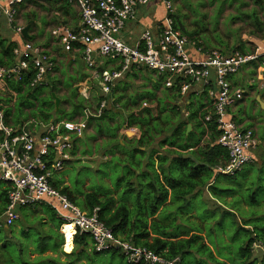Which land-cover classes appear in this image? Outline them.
<instances>
[{"label": "built area", "instance_id": "obj_1", "mask_svg": "<svg viewBox=\"0 0 264 264\" xmlns=\"http://www.w3.org/2000/svg\"><path fill=\"white\" fill-rule=\"evenodd\" d=\"M23 1L14 0L0 9V18L4 15L20 36H23L25 26L17 24L18 12L14 5ZM67 1L79 7L80 23L75 28L59 24L51 30V36L59 40L66 54L82 55L105 96L110 95L116 82L133 68H145L162 77L164 86L176 89L182 97L189 96L194 90L196 94L207 91L213 104L205 111V122L216 125L217 143L229 153L227 166L220 167L218 172L234 175L254 161L259 140L253 130L244 129L231 116L232 109L245 97L241 88L232 85L231 78L251 63H258L264 71V45L257 46L250 53L205 52L200 41L188 38L176 28L171 17L172 3L163 0L170 16L164 20L159 39L155 40L152 32L146 31L142 36V47L130 46L123 41L121 34L127 23L136 19L138 8L147 6L151 0ZM13 53L15 64L0 67V97L7 91L9 82L21 80L24 73L33 69L31 84L34 87L47 83L48 75L55 69L50 54L32 42L25 41ZM100 58L117 59L121 68L100 73ZM84 97L88 99L86 94ZM108 106L109 102L103 101L95 111L87 109L85 115L100 118ZM1 107L5 108L0 101V183L7 189V205L0 219L6 226H14L19 221L22 208L38 207L44 202L52 205L53 202L65 223L62 225L65 238V228L72 226V240L78 232L90 234L97 252L116 249L133 264H180V258L166 260L147 248L116 237L113 230L100 220L99 208L91 214L84 212L66 194L53 187L54 176L73 159L74 137H82L84 122L45 124L32 121V129L28 128L29 124L14 129L5 124ZM128 132L140 136L137 128H128Z\"/></svg>", "mask_w": 264, "mask_h": 264}, {"label": "trees", "instance_id": "obj_2", "mask_svg": "<svg viewBox=\"0 0 264 264\" xmlns=\"http://www.w3.org/2000/svg\"><path fill=\"white\" fill-rule=\"evenodd\" d=\"M39 1L40 0H37L34 3L39 5ZM46 1H53V3L57 4L58 10H62L65 5L71 4L67 0ZM258 2L261 1L258 0ZM30 23L31 22L28 21V25H30L31 29L33 25ZM28 39L25 40L28 41ZM16 47L17 45L14 43L8 44L7 41L0 40V67H11L15 64L16 59L13 51ZM111 59L112 58H110V60L108 59L106 65L112 63ZM52 63L55 64L53 60ZM114 68L119 70L121 67L115 65ZM104 71L105 69L103 67H99L100 73ZM33 77L34 71L32 69L31 71L24 73L21 80L10 81L7 91L2 94V97H0L2 103L5 100V103H3L5 108L1 107V109L4 110V122L11 128L17 129L25 123L21 122L18 117L14 116L17 113H20L22 116L27 114L29 120L39 121L45 124L51 123L52 121L48 115L50 116V114L56 110V106L51 94L55 92L57 93L59 88H57L55 82H50L51 80L49 77L47 83L33 87L31 84ZM158 78L159 79L154 83L156 90H159L161 85H164V79L162 77ZM82 79L83 77L76 78V82H78V80L81 81ZM126 88V86L113 88L111 92V97L113 96L114 98L112 105L115 108L117 105L123 103L128 109L130 106L132 107V111L127 114V127L137 128L140 131V138L136 141L134 148L128 152L131 155L132 162L128 167V173L125 174L127 177L125 176L123 179L128 181H130L132 177H139L141 179L136 186L141 189L136 196L137 205L141 204L140 206L144 210L145 208H148L150 204L152 207V213H149L148 215L144 212L143 215H141L143 219H139L138 217L132 218V211L128 208V205L117 204L114 198H102L94 192H89L84 195L83 199L78 200L74 192L68 187H63V185L56 187L54 184L53 187L60 190L61 193L66 194L68 198L84 212L91 214L95 208H99L100 211L98 214L100 220L108 228L113 230L116 237L131 242L135 246L147 248L166 260L180 258V264H183V260L188 255L198 253L205 256V259L200 262L201 264H264V255L259 258L255 256V246L262 244L264 247V213H261L262 216L258 213L251 214L252 222L253 218L257 219V221L253 222L251 225L240 222L242 226L239 227L241 231H237L236 235L238 240L236 242L242 245L238 251H236L235 248V251L230 248L234 246L233 244L235 243L234 239L232 238L231 240L227 235V229L224 230L221 228L220 237L224 239V243L227 238V244H229L230 247L225 248L220 243H213L218 250H214L212 244H210V241H214L216 236L214 231L211 230L208 233V228L206 227L204 228L207 230V236L209 237L208 244L205 243L207 242L205 236L199 234L197 231L189 230L187 234H181L179 236H170L165 230L161 231L162 228H165V225L158 221V217L167 207L174 205V200L181 202L186 199H191L195 192H202L205 197L206 193L213 190L218 178L224 177L227 179H234L240 174L244 167L234 175H226L218 172L220 167L225 168L227 166L229 153L217 143L219 133L216 130V125L214 123L205 122L206 107L210 109L212 106L210 105L211 103L208 105L200 104L197 109H194L193 112L191 111L192 115L188 117L179 104H177L181 100L180 93L176 89H168L165 87V92L163 90L164 96L162 97L157 96L155 93H151L150 96L144 97L143 103L147 101L150 105L153 104L154 108L146 107L147 109L140 116L138 115V112L143 108V103L140 105L136 100L130 101V98L128 99L125 95ZM46 89L51 91V94H49L50 96L45 94L44 90ZM72 95H76L74 90ZM194 97L195 96L192 98ZM50 98L53 103H49L48 100ZM81 98L82 101L85 102L84 98ZM106 100L107 97L102 96L96 109H98L101 103ZM129 101L132 103L131 105H128L130 103ZM72 105L73 108L82 109L83 112L87 109L90 110L87 106L81 103H73ZM59 110L60 108L56 111ZM103 113L105 115L108 114L107 108ZM92 119L96 118L92 117ZM193 121L196 122L197 130L201 132L200 139L197 138L194 132L187 133L188 125ZM205 127L210 131V140L203 141V137L207 133ZM117 147L119 149V155L126 158L128 154L121 151L119 146ZM74 152L75 144L72 151L73 159L75 157ZM137 158H142L143 162H139ZM252 163L253 162L249 164ZM118 182L119 184L117 183V185H120L123 181L120 180ZM223 187L227 186L224 185ZM126 190L125 194H133L134 185L132 183L128 184ZM231 191L232 190L228 188L222 189V192H224L226 196L230 194ZM231 195L233 197L225 196L223 198L222 202L224 204L223 206H220V210L210 205L212 208V210L210 208V211L213 214H210L208 210L207 214L211 219L219 217L218 220H221L223 224L226 220L227 213L237 219L236 213L227 208V206L230 205L234 197L240 198V195ZM207 199H210L208 201L214 203H217L218 200L211 198L209 195L207 196ZM253 202L254 206L258 205V208L262 205L257 203L255 197L253 198ZM115 205L117 206L115 207ZM5 208L2 210L0 209V217ZM23 209L24 208L21 210ZM179 209L181 211L183 207L181 206ZM49 210L53 212L54 217L57 216L54 211L51 209ZM185 216L190 220L194 219L190 212ZM196 219L201 221V224L204 226L210 220L209 218L201 219L199 216ZM243 220L246 222L250 221V219ZM64 224L65 223L62 220L59 221V226ZM0 225L3 224L1 223ZM3 228L5 235L4 238L0 240V245L9 235L15 233L13 230L14 226ZM241 232H243V235ZM246 233L249 234V238L245 243H242L241 239L246 237ZM73 244V251L65 254L68 258L66 264H119L120 262L123 264H133L130 263L126 256L119 250L114 249L106 252H97L93 238L90 234L78 232L74 236ZM14 249V244L0 246V259L6 260L3 256L4 254L7 255V258L9 259L6 264H29L22 252L15 258V256L12 255ZM35 264L60 263L55 259H39Z\"/></svg>", "mask_w": 264, "mask_h": 264}, {"label": "rangeland", "instance_id": "obj_3", "mask_svg": "<svg viewBox=\"0 0 264 264\" xmlns=\"http://www.w3.org/2000/svg\"><path fill=\"white\" fill-rule=\"evenodd\" d=\"M173 8L177 10L178 17L175 18L176 26L181 30V32L184 35L187 36H199L204 40H209L210 35L209 33H218L219 28L221 27V24L224 26L222 27L223 30H230L232 22L236 21V24L238 25L237 31H231L233 34V37H238L240 34H246L250 36V33L255 32L254 26L256 25V20H259V18L263 21L264 20V0H260L261 2H258V0H180L178 1L180 3V6L176 5V0H170ZM216 1L219 5L215 8H213V3ZM226 4V5H225ZM227 6V7H226ZM36 16L29 14L28 17L24 15V23L27 21L26 24H28V21L34 22L39 21V27L34 25L33 30H36L38 32L37 36L41 39V41L37 42L35 37H32V40H34L32 43L36 46H39L43 43H45L47 46L51 42L52 39L51 34L47 32L48 28L56 27L58 26L59 19L57 16H51L46 15L45 11H43V8L41 7L39 10H36ZM49 17L48 21L47 18ZM6 19L5 23L8 22L7 18L3 15L1 16L0 20ZM52 20V21H50ZM23 23V24H24ZM67 24V22H64ZM18 24V23H17ZM69 25V24H67ZM70 26V25H69ZM74 27V26H70ZM240 40V39H239ZM52 46L61 53L63 50L60 49V46L56 44H52ZM50 54V53H48ZM68 55V54H67ZM54 66L57 68V71L59 74L57 75V80H62L63 82H66V87L60 88V92L58 94L55 92L56 96L60 95L63 99L64 104H60L61 108L59 111L54 110L53 113L48 115L49 118H51V122H57V121H74L76 116L78 114H83L82 109H75L71 107L69 111L64 110L63 108H66L67 104L72 105L74 104H83L87 106L88 108L96 110L98 102H100V98L107 97V102H109V106H112V101L114 98L111 97V94L108 96H105L101 90V87L99 83L95 80H88L86 79L83 83H77L75 75V70H70V64L71 59L69 57H65L62 61H58L56 59ZM112 63H118L117 60L111 59ZM107 71V70H105ZM253 72H248L247 76L249 78L252 76ZM49 77V76H48ZM153 73H143L141 76H138V78H131V77H125L123 80L118 81L115 85V87L119 86H129V89L133 92L131 93L132 101L141 98L140 105L143 103L144 97H148V94H151L154 92L153 86L151 81L154 80ZM156 79V78H155ZM49 81V78L47 79ZM61 81V82H62ZM56 84L58 82L54 81ZM89 84H93L90 85ZM70 86V87H67ZM114 87V88H115ZM247 89V94L250 93V89ZM76 93V95H72V92ZM163 90L165 92L164 85H161V88L159 90H155L154 93H158V96H163ZM45 94H51L50 90L46 89L44 90ZM44 96L46 97V95ZM53 94V93H52ZM51 94V95H52ZM84 94L88 96V99L84 97ZM144 94V95H142ZM126 95V93H125ZM50 96V95H49ZM2 97V96H1ZM84 98L85 102L82 101V98ZM59 98V97H58ZM188 98V97H187ZM10 99V98H7ZM6 99V101H7ZM150 100V99H149ZM49 103H53L52 99L50 98ZM186 101V100H185ZM184 101V102H185ZM264 102V100H262ZM5 103V100L3 101ZM125 103V102H124ZM144 104V103H143ZM146 104L148 106L153 107V104H149L146 101ZM179 104V103H177ZM182 104V103H181ZM179 106L181 108H184V103ZM246 105L247 107L240 106L238 112H237V118L236 122L239 124V120H241L240 116L242 112L247 115V117L251 120L246 119V121H249L246 123V127L244 129H252L255 125V120L258 118L260 121H264V108L262 109L261 105H257L254 102V99L250 96L246 98ZM73 106V105H72ZM108 106V107H109ZM144 106V105H143ZM124 107L126 105L120 104L117 105V107H113L111 111L112 115H116L117 117H121L122 120H124ZM127 110V109H126ZM80 112V113H79ZM85 115V113L83 114ZM15 117H18L21 122H25V124L29 123V116L27 114H24L23 116L20 113H17L14 115ZM86 122H89L90 125H95L96 127H101L100 121L96 120H90L86 119ZM106 128L107 124H103ZM31 126H29V129ZM109 131V129H105ZM198 139L201 138V132L199 131ZM260 139L262 140L261 143L259 142V147L256 150V155H254V161L252 164H249L245 166L240 174L237 175L234 179H227L224 177H220L217 179L216 185L214 186L213 190L206 193L205 197L203 196L202 192H195V194L192 196L191 199H186L184 201L178 202L177 200H174V205L167 207L162 213H160V216L158 217V221L165 225V228H162L161 231H166V233L170 236H179L181 234H187L189 230L197 231L199 234H203L205 236V239L207 240V243L209 242V237L207 236V230L204 228H208V233L213 230L214 234L216 235L214 238V241H210V244H212V247L214 250H216V246L213 244L220 243L223 247L229 248L230 245L228 243V239H225V243L223 242L224 239L220 237V230H228V236L232 240L234 239V246L230 247L233 251H238L240 246L242 244H238L236 241L237 238V231L240 230V222L247 223L248 225H251L253 222H256L257 219L253 218L252 222V215L253 213H258L260 216H262L261 213H264V135L262 132H260ZM74 142L77 144V148L79 149V145H82L80 143V140L76 137H74ZM80 143V144H79ZM85 151H82V154H88L93 155V149L91 146L83 144ZM119 146L121 151L127 153V157L124 156L115 155V151L113 150V147ZM128 146L122 147L120 144H118L117 141L113 140L111 142H107L104 144V146L96 145V158L94 159H88L86 157L80 156L79 158H74L70 163L66 164L64 167V170L60 172L59 174L55 175L52 182L56 187H60L63 185V187H68L70 190H72L78 200H81L84 198V195L89 192H94L97 195H99L102 198L105 197H111L114 198L117 204H125L128 205V208L132 211V218L138 217L139 219H143L141 215L143 213H152V207L149 204L148 208H145L144 210L141 208V204L137 205V194H139L138 191L141 189L139 187H136L138 183L141 181L139 177H132L130 181L123 179L125 177L126 173H128L129 165L132 162V158L130 153H128ZM102 153L104 154L102 156ZM139 162H143L142 158H137ZM85 164H88L89 166H86ZM127 166V167H126ZM127 177V176H126ZM245 178V179H243ZM122 180L123 182L120 185L118 181ZM134 185V193L133 194H125L126 189L128 188V184ZM227 187H223L224 185ZM249 185V186H247ZM5 187L4 184L0 183V188ZM228 188L231 189V193L226 196L224 192H222V189ZM239 190V191H237ZM213 199H218L217 203L210 202L207 199L208 195ZM231 194H238L239 197H234L233 201L230 203V205L227 206L230 210H233L237 215L236 217H232L227 213V217L225 222L222 224L221 220H218L219 217H216L214 219H211L209 215L207 214V210L210 214H213L210 211L211 206L220 210L223 206V198L226 197H233ZM256 198L257 203L262 204L254 206L253 198ZM246 204V205H244ZM211 205V206H210ZM117 205H115L116 207ZM183 207V209L180 211L179 207ZM30 208V207H29ZM29 209L24 208L22 211H20V214L24 216L26 212ZM194 210V211H193ZM197 210V211H196ZM212 210V208H211ZM190 212L191 216H193V220L188 219L185 215ZM260 212V213H259ZM201 219L209 218L210 220L205 224H201V221L197 220V216ZM219 213V212H218ZM220 214V213H219ZM243 219L247 220L250 219L249 222L244 221ZM21 218L19 219V221ZM264 220V218H263ZM17 221L15 225L18 226ZM150 221V220H149ZM5 225H0V240L4 238L5 232L4 227ZM222 228V229H221ZM243 235V232H241ZM65 238V237H64ZM249 238V234L246 233V237L241 239L242 243H245L247 239ZM10 241H13L14 238L11 237V235L8 236V239ZM74 240V239H73ZM73 240H68L66 238V245L64 246V252L69 253L73 250L74 244ZM9 241V242H10ZM235 248V250H234ZM218 250V249H217ZM259 251V252H257ZM262 252V253H261ZM264 255V247L261 245H256V257H262ZM3 256L6 258L5 264L8 262L7 255ZM184 259V258H183ZM205 259V256H202L201 254L194 253L191 255H188L184 260L183 264H201L200 262ZM104 264V263H99ZM118 264V263H117ZM123 264V263H119Z\"/></svg>", "mask_w": 264, "mask_h": 264}, {"label": "crops", "instance_id": "obj_4", "mask_svg": "<svg viewBox=\"0 0 264 264\" xmlns=\"http://www.w3.org/2000/svg\"><path fill=\"white\" fill-rule=\"evenodd\" d=\"M14 0H0V9L5 8L6 6L10 5ZM37 0H24L21 4L19 5H14V8L17 9V23L18 25L22 26H27L28 24L27 21L24 23V15L28 16L29 14L36 16V10H39L41 7L43 8V11H45L46 15L51 16H57L59 19V23L67 22L70 26L77 27L80 23V9L75 3H71L68 5L64 6V9L58 10L57 9V4L53 3V1H46V0H40L39 5H36L34 2ZM179 0H176V5L180 6V3L178 2ZM171 2V1H170ZM61 5V4H59ZM219 4L216 3V1L213 3V8L217 7ZM226 5V4H225ZM173 7V5H172ZM227 7V6H226ZM167 16H170L168 13L167 9L164 6L163 0H151V2L144 7L138 8L137 11V17L135 20L130 21L127 23L126 27L124 28L121 37L124 42H126L130 46H140L142 47V36L146 31L152 32L153 37L155 40H158L160 37V34L163 29L164 25V20ZM48 18L47 16H45ZM171 17L174 19V23L176 26V21L175 18L178 17L177 10L173 8V12ZM6 19L0 20V40H5L10 43H14L17 46H21L26 40L28 39L29 42H33L32 37L36 38V41L39 42L41 39L39 36H37L38 32L36 30H33L34 25L39 27V21H32L30 24H32V28L29 31V37L24 38L23 36L18 35L14 31V26H11L8 22H6ZM52 21V20H50ZM256 25L254 26L255 32L250 33V36L246 34H240L238 37H233V34L231 31H237L238 25L235 22H232L231 24V29L226 31L223 30L222 27L224 26L221 24V27L219 28L218 33H212L210 32V39L209 40H204L199 36H187L188 38L196 41H200L202 46L205 49V52H210V51H217L221 52L224 54H229L234 51H240L243 53H250L255 50L257 46H262L264 45V20L262 21L260 18L259 20H256ZM24 23V24H23ZM66 24V23H63ZM55 27V26H54ZM54 27H50L47 29V32L51 34V30ZM177 27V26H176ZM178 28V27H177ZM179 29V28H178ZM180 30V29H179ZM181 31V30H180ZM52 37V36H51ZM240 39V40H239ZM53 43L46 44L43 43L39 46L44 48L48 53H50V56L53 59H56L58 61H62L65 59V57H69L71 59L70 64V70H75V75L77 78L83 77V79L80 81L78 80L77 83H83L88 80H94L92 78V69L89 68V66L84 62L82 59V55L80 53H71V54H66L65 52H59L55 46L53 47L52 44H56L60 46V49L62 50V46L59 42L58 39L52 37L50 40ZM191 51L194 53L195 50L191 49ZM199 58H202L201 56ZM110 60V58H108ZM107 58H100L98 65L99 67H103L105 70H110L115 69V65L119 64L118 63H111L107 64L106 62L108 61ZM113 59V58H112ZM56 62L55 60H53ZM153 73L151 71L146 70L145 68H133L129 73L124 75L121 79L118 81L123 80L125 77H131V78H138V76H141L143 73ZM248 72H253L252 76L249 78L247 76ZM59 72L57 71V68L55 67V70L52 72V74L49 75L50 82H58L57 84V94L60 92V88L66 87V82H62L60 80H57V75ZM80 74V75H79ZM154 80L151 81L154 92H155V86L154 83L159 79L158 76H156L153 73ZM117 81V82H118ZM48 82V81H47ZM116 82V83H117ZM232 85L236 88H241L245 92V97L242 101H240L231 111V116L235 119L237 118V112L242 105V107H247L246 105V98L252 97L254 99V102L257 105H261L258 103L257 99L260 96V93L262 91V88L264 86V75H262V70L260 66L257 63H251L248 65H245L235 76L231 78ZM90 87L93 84H89ZM126 88V96L130 101H132V94L133 93L130 89L129 86L125 85ZM115 87V86H114ZM116 88V87H115ZM250 89V93L247 94V89ZM153 92V93H154ZM15 94V93H14ZM156 94V93H155ZM144 95V94H142ZM158 96V93L156 94ZM150 96V94H148ZM164 96V95H163ZM195 96L194 98H192ZM60 99V104L63 103V98L58 95ZM162 97V96H161ZM188 97V98H187ZM187 97H182L181 100L178 102L179 104H183L184 108H182L183 112L187 114L186 116L192 115L191 113L194 111V109H197L200 104H213V101L207 91H205L203 94H196L195 90ZM113 98V96H112ZM191 98V100H190ZM141 98L136 99L138 104H140ZM114 100V99H113ZM111 100V101H113ZM186 100V101H185ZM264 100V95L261 96V101ZM129 101V102H130ZM185 101V102H184ZM112 104V103H111ZM132 103L130 102L128 105H131ZM146 102L143 104L145 105ZM181 104V105H182ZM262 104L264 102L262 101ZM113 106V105H112ZM148 106V105H147ZM262 109L264 108L263 105ZM66 108H63L64 110L69 111L72 107V105L67 104ZM113 107H108V114L105 115L103 113V118L102 119H92V117L87 118L86 115L83 114H78L75 118L74 121H66V122H71V123H80L84 122L85 127H84V133L82 137L79 139L80 143L89 145L93 149V155H88V154H82V151H85L84 146L79 145V149L77 148V144H75V157L74 158H79L80 156L86 157L88 159H94L96 158V145L104 146L105 143L111 142L113 140L117 141L121 146H128L129 151H131L134 146L136 145V141L140 138V136L136 134H132L131 132H128V127H127V114L132 111V107L126 108L124 107V120L119 116L117 117L116 115H112L111 111ZM144 108V106H143ZM141 108V109H143ZM147 108H154L151 106H148ZM208 108V107H206ZM60 109L61 105H60ZM90 109V108H89ZM93 109V107H91ZM90 109V110H91ZM127 109V110H126ZM140 109V110H141ZM139 110V111H140ZM28 111V110H27ZM192 111V112H191ZM29 112V111H28ZM246 119L251 120L247 117L246 114L242 112L239 120V125L241 127H246V123L249 121H246ZM86 119L90 120H96L100 121L101 127H96L95 125H90L89 122H86ZM34 120L29 121V126H31L30 129H32L31 122ZM60 122V121H58ZM64 122V121H63ZM104 123L107 124V127L104 128L105 126L103 125ZM189 125L192 126V129L189 133L194 132L198 138L199 130L196 128V122L193 121L189 123ZM26 126V124L24 125ZM22 127V126H21ZM20 128V127H19ZM109 129V131L105 130ZM206 129V127H205ZM258 137L259 142L261 143L260 139V132L264 135V121L259 120L258 118L255 120V125L254 128H252ZM207 133L203 137L204 140H210V131L206 129ZM70 134L72 132L69 131ZM77 138V137H76ZM79 143V144H80ZM260 145V144H259ZM259 147V146H258ZM113 150L116 151V156L119 155V149L118 147H113ZM256 152V151H255ZM254 152V155L256 153ZM104 154L102 153V156ZM7 202V190L6 186L0 188V209L2 210L5 208ZM29 209L24 216L21 215V220L17 223V225L14 226V234L11 235L12 238H14L13 241L5 239L1 243L0 246H8V244H14L15 249L13 252V256L15 258L18 256L19 253H24L26 261L29 264H35L37 260L39 259H55L58 263L66 264L67 261V256L65 254H68L64 252V246L66 245V238H64V229L62 226H59V221L62 220L60 216V211L58 206L52 202V205L50 202H44L43 204L39 205L38 207L34 208H27ZM49 209L54 211L57 216H53V212H51ZM22 211V210H21ZM5 225L4 223H2ZM4 227H7L6 225ZM54 240V241H53ZM10 241V242H9ZM73 251V250H72ZM71 251V252H72ZM70 253V252H69ZM6 260L0 259V264H4Z\"/></svg>", "mask_w": 264, "mask_h": 264}, {"label": "water", "instance_id": "obj_5", "mask_svg": "<svg viewBox=\"0 0 264 264\" xmlns=\"http://www.w3.org/2000/svg\"><path fill=\"white\" fill-rule=\"evenodd\" d=\"M29 29H30V25H27L25 28H24V30H23V37L24 38H28L29 37ZM263 75H264V72H263ZM262 95H264V86H263V88H262V91H261V93H260V96L258 97V99H257V101H258V103H260L261 105H263L264 106V104H262V101H261V96ZM52 97L54 98V102H55V106H56V110H58L59 108H60V99L56 96V94H52ZM147 108H143V109H141L139 112H138V115H142L143 114V112L146 110ZM104 117V116H103ZM102 117V118H103ZM94 118H96V117H94ZM102 118H97V119H102ZM191 129H192V126L191 125H188V128H187V133H189L190 131H191ZM86 166H89L88 164H85ZM2 223V221L0 220V224ZM7 228H8V226H7Z\"/></svg>", "mask_w": 264, "mask_h": 264}, {"label": "bare ground", "instance_id": "obj_6", "mask_svg": "<svg viewBox=\"0 0 264 264\" xmlns=\"http://www.w3.org/2000/svg\"><path fill=\"white\" fill-rule=\"evenodd\" d=\"M65 233H67V239L68 240H71V238H72V234H73V227L72 226H67L66 228H65Z\"/></svg>", "mask_w": 264, "mask_h": 264}, {"label": "flooded vegetation", "instance_id": "obj_7", "mask_svg": "<svg viewBox=\"0 0 264 264\" xmlns=\"http://www.w3.org/2000/svg\"><path fill=\"white\" fill-rule=\"evenodd\" d=\"M257 64H258V63H257ZM258 65H259V64H258ZM263 72H264V71L262 70V75H263ZM1 221H2V223H3V219H1Z\"/></svg>", "mask_w": 264, "mask_h": 264}, {"label": "clouds", "instance_id": "obj_8", "mask_svg": "<svg viewBox=\"0 0 264 264\" xmlns=\"http://www.w3.org/2000/svg\"><path fill=\"white\" fill-rule=\"evenodd\" d=\"M2 216V215H1ZM1 218V217H0ZM1 220V219H0Z\"/></svg>", "mask_w": 264, "mask_h": 264}]
</instances>
